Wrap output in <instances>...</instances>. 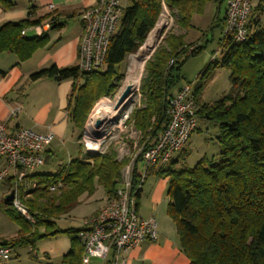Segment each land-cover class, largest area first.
Instances as JSON below:
<instances>
[{
  "label": "trees",
  "instance_id": "16d2710c",
  "mask_svg": "<svg viewBox=\"0 0 264 264\" xmlns=\"http://www.w3.org/2000/svg\"><path fill=\"white\" fill-rule=\"evenodd\" d=\"M222 0H129L124 7L117 34L112 38L104 69L82 70L79 64L59 67L52 64L31 75L32 80L71 79L68 105L69 120L80 131L79 139L93 106L104 96H112L125 74L121 63L136 53L156 26L164 4L176 15L181 33L167 32L146 63L139 92L142 105L130 113L127 123H133L142 133L140 146H154L170 121V98L180 89L183 63L198 55L205 46L187 42L193 16L204 13L209 2ZM11 8V0H0ZM29 17L7 21L0 27V54L12 52L20 61L33 56L47 45V33L23 35L22 30L49 17ZM70 15H74V12ZM225 20V18L223 19ZM254 30L244 42L228 41V50L220 61H212L200 74L194 89L197 114L213 120L219 126L217 156H203L193 167H180L186 149L168 164L156 166V176L168 178V213L176 224L180 246L190 258V264H264V28L257 19L251 20ZM56 23L52 26L57 27ZM183 57V58H182ZM181 59H183L181 61ZM171 60H174L171 63ZM218 65L231 69L233 89L214 103H201L200 94ZM71 159L56 173H32L37 187L25 201L34 221L21 214L12 202H2L4 213L18 223L13 238H0L1 243L28 246L34 252L39 242L67 235L71 250L61 264H80L84 246L78 238L79 227L62 228L58 219L81 203L83 194H93L97 184L103 186L108 198L116 193L123 167L131 160L117 158L113 148L104 152H88ZM141 160V156L139 157ZM141 168L137 165L134 182H139ZM9 186L12 180L6 179ZM62 182V186H51ZM140 197V194L138 198Z\"/></svg>",
  "mask_w": 264,
  "mask_h": 264
},
{
  "label": "built area",
  "instance_id": "2783aa9c",
  "mask_svg": "<svg viewBox=\"0 0 264 264\" xmlns=\"http://www.w3.org/2000/svg\"><path fill=\"white\" fill-rule=\"evenodd\" d=\"M47 7L54 11L56 4L48 3ZM165 7L164 4V9ZM123 10L122 0H88L82 8L78 63L82 70L105 68L106 54L112 38L118 32ZM252 11V0L228 1L221 47L213 54L212 61L217 59L219 53H223L228 41L244 42L249 38L254 30L251 23ZM58 22L59 18L54 15L46 22L25 27L22 34L28 35V31L31 30L32 36L43 35ZM195 47L191 45L186 54H190ZM155 48L156 46L153 50ZM173 62L174 60H171V63ZM193 85L194 82L184 83L170 98L168 110L170 121L154 146L147 149L140 146L142 133L133 123L132 127L130 125L129 129L124 130L126 134L120 138L117 158L122 160L131 157V160L122 169V178L116 193L108 198L107 203L99 211L85 217L79 223L78 238L84 246L80 264H91L92 258L106 260L111 254L118 260L142 241L158 238L157 220L154 216L148 218L140 216L138 196L149 170L155 166L168 164L174 153L183 150L191 134L196 130L199 106ZM18 112L19 108L14 109L12 115ZM127 119L119 125L123 127L129 124ZM54 138L55 133L51 130L38 132L30 127H22L11 133L8 131L7 122L0 123V161L4 163L0 179L12 180L10 189L15 190L12 203L30 221H34V218L29 213L25 201L31 197V191L38 185L37 180L30 175L46 163L45 151ZM104 139L105 137L101 138L98 147L104 143ZM98 147L93 148L88 144L87 151L97 152L95 149ZM141 162L143 165H140ZM137 165L141 168V177L139 182L135 183ZM61 186L62 182H58L51 186V189L55 190ZM13 250L12 246L3 244L0 240V262L10 259Z\"/></svg>",
  "mask_w": 264,
  "mask_h": 264
},
{
  "label": "crops",
  "instance_id": "0c3cea01",
  "mask_svg": "<svg viewBox=\"0 0 264 264\" xmlns=\"http://www.w3.org/2000/svg\"><path fill=\"white\" fill-rule=\"evenodd\" d=\"M11 1L13 2L11 8H4L0 5V27L7 21H19L29 17L32 6L36 8L32 17L37 18L49 14V17L42 21L46 22L55 15L61 24V27L57 26L52 31L51 28L46 32L49 35V43L38 49L27 60L20 61L17 55L12 52L0 54V123L7 122L8 131L11 133L22 127H30L38 132L53 131L55 138L45 151L47 161L48 157L55 155L57 146L64 143L69 127H74L69 120L68 113L72 80H58L50 77L32 80L31 75L52 64L65 67L79 63L82 23L81 33L74 37L63 38L62 30L58 34H56V30L63 29L64 24L70 18L80 16L82 8L88 3V0H40V3L38 0ZM51 2L56 4L54 11L47 7V4ZM73 12L74 15H70ZM186 41L193 42L194 40L186 39ZM197 42L201 44L198 39ZM17 108H19V112L12 115V111ZM147 181L146 179L145 183ZM8 188L10 189V186ZM167 188L168 178L155 177L154 181L150 182L149 196L143 195L144 187H142L139 197L140 216L144 218L154 216L157 220L158 238L156 240L142 241L136 247L129 249L118 260H115L114 255L111 254L106 260L92 258L90 263L190 264V258L181 249L176 224L168 213V205L165 204ZM8 192L9 190L7 194ZM143 198L150 202L152 210H142L141 201ZM107 200L108 196L104 203L91 214L99 211L107 203ZM71 246L70 237L58 235L54 238L41 240L34 252L31 253L36 259L44 257L49 264H61L62 257L71 250ZM6 262L7 260L1 261L0 264H6Z\"/></svg>",
  "mask_w": 264,
  "mask_h": 264
},
{
  "label": "rangeland",
  "instance_id": "374dc122",
  "mask_svg": "<svg viewBox=\"0 0 264 264\" xmlns=\"http://www.w3.org/2000/svg\"><path fill=\"white\" fill-rule=\"evenodd\" d=\"M26 2V0H23ZM229 0H222V2L211 1L207 4L204 13L202 14H195L193 16V27L188 30V34L186 35V39L188 41L194 40L197 46L198 42L197 39L200 41V45L205 46L203 50L196 56L190 57L183 63L182 66V74L183 78L181 80V84L184 82H194L193 89H195L196 84L198 81V74H200L211 62L213 54L218 51L221 47V40L223 37V31L225 26V18L227 4ZM129 0H122L123 8L128 5ZM40 3V0H38ZM252 7L253 11L251 14L252 19H257L259 21L260 27L264 28V0H252ZM80 16H74L70 18L63 29H57L56 34L62 30L63 38L74 37L81 33V23ZM163 21L164 24L159 29L157 34L156 40V48L161 43L164 35L169 32L173 31L175 33H181L184 30L179 27L176 23V15L172 14L168 8L165 7L163 10L157 24ZM154 27V29L157 27ZM56 28L53 27L51 31ZM153 29V30H154ZM152 30V31H153ZM150 32V34L152 33ZM33 31L29 30L28 35H32ZM149 34V35H150ZM49 36V35H48ZM149 37V36H148ZM148 39V38H147ZM147 41V40H146ZM145 41V43H146ZM49 43V41H48ZM47 43V44H48ZM145 43L139 48V50L134 53L130 54L120 65V70L125 74L124 78L120 82L116 92L112 96H104L102 97L92 108L91 113L88 117L85 130L81 138L79 139L80 131L74 127H69L68 135L64 141V143L57 146V151L55 155H51L48 157L46 163L42 165L40 168L35 170V173H56L59 167L67 165L71 159L77 158L79 156H83L84 152H81V145H83V150L87 151V145L89 138L88 135V123L90 117L95 109V107L102 103L109 101L112 103L116 98L118 92H120L126 81L128 67L130 65L132 55H137L141 50ZM154 46V47H155ZM155 48V49H156ZM154 49V48H153ZM228 50V46H225L223 53H219L217 59L215 61H220L224 55V53ZM155 50H151L142 72V77L145 74L146 63L152 56ZM183 58V57H182ZM183 59H181L182 61ZM140 81L136 86V93L134 95V104L131 108L130 112L138 105L142 104V96L138 90L140 86ZM233 89V83L231 81V69L227 67H223L218 65L214 70H212L211 79L208 81L206 87L203 89L202 93L200 94V101L201 103H214L226 94L230 93ZM127 119V118H126ZM126 119L123 121L126 122ZM125 122L123 125H125ZM129 123V122H128ZM120 123H108L100 129V136L97 138H103L104 143L101 144L95 150L98 151H106L110 149L116 150V154L120 147V138L124 136L126 133L124 130L129 129L130 125L126 124V126L121 127L118 125ZM125 129H122L124 128ZM113 128V129H112ZM106 131V132H105ZM219 126L211 119L205 118L197 114V127L196 130L191 134L189 140L185 145L186 149V156L181 161L180 167H193L203 156L208 155L210 157L217 156L220 152L221 145L218 142L217 136L219 135ZM179 153H174L173 158H176ZM3 162L0 161V171L3 168ZM143 165V162L140 163ZM156 167V166H155ZM155 167H152L149 170L147 175V183L143 185V195L149 196V187L150 182L154 181L156 174L153 173ZM157 168V167H156ZM9 187V182L4 179H0V237L3 238H13L17 235L19 230V225L15 221L11 220L3 211L2 202L6 199L7 191H11ZM8 192V193H9ZM106 192L102 185L97 184L96 190L93 194H83L81 196V203L76 206L73 210L69 213L62 216L58 219V223L62 228L67 227H75L79 226V223L91 213L98 209L106 199ZM166 199V206L169 203V197L165 195ZM144 200V198H143ZM141 201L142 210H152L150 202L144 200ZM173 220V219H172ZM6 264H49L47 263V259L44 257H40V259H36L32 256L30 251V247L28 246H19L16 247L11 255V258L7 260ZM53 264V263H52Z\"/></svg>",
  "mask_w": 264,
  "mask_h": 264
},
{
  "label": "bare ground",
  "instance_id": "6f19581e",
  "mask_svg": "<svg viewBox=\"0 0 264 264\" xmlns=\"http://www.w3.org/2000/svg\"><path fill=\"white\" fill-rule=\"evenodd\" d=\"M162 24H164V22L163 21L161 22L160 20V22L157 24V27L149 35L145 45L142 47V50L137 55H132L130 65L128 67V73H127L125 85L123 89L120 92H118L114 101H112V103L109 101L102 102L95 107L88 123V135L90 138L88 140V143L93 148L98 147L101 143V137L97 138V135L99 134V130H100V128L96 126V122L98 118H104L106 122L112 124L122 123L123 120L128 118L129 114L131 113L130 110L135 102L134 95L137 91L136 86L141 79L145 62L151 50H153L156 44L157 34ZM130 84L134 85L132 95L122 105L118 107L119 98L123 90Z\"/></svg>",
  "mask_w": 264,
  "mask_h": 264
},
{
  "label": "water",
  "instance_id": "95a60500",
  "mask_svg": "<svg viewBox=\"0 0 264 264\" xmlns=\"http://www.w3.org/2000/svg\"><path fill=\"white\" fill-rule=\"evenodd\" d=\"M133 89H134V85L130 84L123 90V92L119 98L118 107L120 105H122L132 95ZM105 124H106V121L104 118H98L97 119L96 126L98 128L101 129ZM100 134L101 133L99 132V134L97 136H99ZM14 198H15V190H12L10 193L7 194L6 201L12 202L14 200Z\"/></svg>",
  "mask_w": 264,
  "mask_h": 264
}]
</instances>
